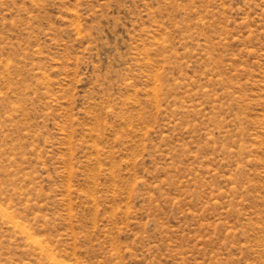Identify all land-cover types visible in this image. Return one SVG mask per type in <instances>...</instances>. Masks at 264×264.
I'll use <instances>...</instances> for the list:
<instances>
[{
    "label": "rangeland",
    "instance_id": "374dc122",
    "mask_svg": "<svg viewBox=\"0 0 264 264\" xmlns=\"http://www.w3.org/2000/svg\"><path fill=\"white\" fill-rule=\"evenodd\" d=\"M0 264H264V0H0Z\"/></svg>",
    "mask_w": 264,
    "mask_h": 264
}]
</instances>
